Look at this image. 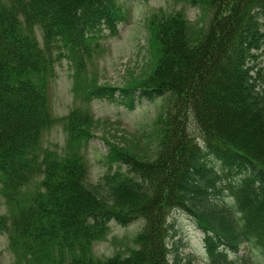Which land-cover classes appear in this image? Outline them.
Returning <instances> with one entry per match:
<instances>
[{"label": "trees", "instance_id": "trees-1", "mask_svg": "<svg viewBox=\"0 0 264 264\" xmlns=\"http://www.w3.org/2000/svg\"><path fill=\"white\" fill-rule=\"evenodd\" d=\"M191 4L207 23L182 11L151 14V68L118 87L97 84L86 68L127 20L119 0H0V233L14 264H180L176 247H167L177 211L203 233L207 264H238L229 254L243 242L264 264V0ZM63 58L83 105L55 118L51 86ZM159 98L144 149L104 139L98 185L107 194L98 193L86 183L82 149L95 125L86 104L103 100L131 111ZM55 122L66 132L62 150L42 145ZM212 159L228 172L218 173ZM232 170L245 174L234 180ZM139 219L127 255L94 256L111 221Z\"/></svg>", "mask_w": 264, "mask_h": 264}, {"label": "rangeland", "instance_id": "rangeland-1", "mask_svg": "<svg viewBox=\"0 0 264 264\" xmlns=\"http://www.w3.org/2000/svg\"><path fill=\"white\" fill-rule=\"evenodd\" d=\"M126 10V22L120 23L119 35L107 39L104 44L107 48L102 55L95 57L86 68V75L94 77L97 84L120 87L127 81L139 80L149 72L154 61V47L150 40L148 17L151 14L173 13L182 11L187 19L198 25H204L207 18L200 10L191 4V0H119ZM207 23V22H206ZM41 41L40 36H37ZM264 61L260 65H263ZM56 76L51 86V112L55 118L65 116L76 105H83L81 99L75 98L71 90L73 69L66 59H62L55 66ZM162 104V98L155 101L142 100L134 110H127L103 100H92L86 104L91 111L95 125L92 128L93 137L82 149L88 166L86 183L97 185L98 193L106 196L107 187L100 183L101 176L106 168L103 164L107 153L104 139L116 146L127 145L135 150L145 148L147 135L151 131V121ZM189 131L196 138L199 132L192 120L188 124ZM66 141V132L60 122L54 123L45 131L42 145L62 150ZM152 150V142L148 143ZM150 153V152H149ZM153 158L154 155L149 156ZM214 169L220 174H226L228 168L213 160ZM232 178L239 180L244 176L242 170ZM32 188H24L27 193ZM0 212L5 213V206H0ZM175 233L169 237L167 247L173 249L180 257V264H207L208 257L203 247V233L197 228L193 218L186 212H174ZM143 220L139 219L127 225L120 226L115 222L109 223V233L103 241L94 243L93 254L99 258H106L113 254L127 255L134 248L133 237L141 229ZM174 256V251L169 253V259ZM229 258H237L238 264H263L257 249L250 243H242L237 254L230 253ZM244 259V260H243ZM14 255L8 247V238L5 233H0V264H14Z\"/></svg>", "mask_w": 264, "mask_h": 264}]
</instances>
